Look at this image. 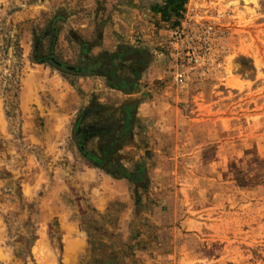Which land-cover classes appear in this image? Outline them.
<instances>
[{"label":"rangeland","instance_id":"1","mask_svg":"<svg viewBox=\"0 0 264 264\" xmlns=\"http://www.w3.org/2000/svg\"><path fill=\"white\" fill-rule=\"evenodd\" d=\"M188 4L191 36L214 29L201 65L179 55L181 25L134 2L0 0V264H63V209L87 264H264V0ZM132 24L141 40L103 43ZM107 174L130 199L118 188L102 213L90 195Z\"/></svg>","mask_w":264,"mask_h":264},{"label":"crops","instance_id":"2","mask_svg":"<svg viewBox=\"0 0 264 264\" xmlns=\"http://www.w3.org/2000/svg\"><path fill=\"white\" fill-rule=\"evenodd\" d=\"M159 2L160 0H134V4H138V7L141 8V10H139V8H137V15H140V17L147 19V12H144L143 9L151 7L152 3L154 2ZM187 4V7L188 8ZM113 15L114 14H118L119 10H113ZM149 14H151V16L156 17L157 19V24H161V20L160 17L158 15H154L153 13L148 12ZM116 19V16H113V20ZM146 23V22H145ZM147 25V24H146ZM165 25V24H163ZM166 26V25H165ZM112 26H109V29L106 28L105 29V33H104V40L103 43L105 45L110 44V46H114V43H117V46L119 47V44H124V42H132L133 43V37H135L137 40H141L142 37L139 35V28H137V26L135 27L134 24H132V26L130 28L127 29V31H123L120 34H110V30H111ZM143 36V35H142ZM91 42V41H89ZM98 48V46H96ZM115 54V53H112ZM123 58V66L125 64L129 65L131 64L134 60L133 58H127L124 57L123 55H121ZM105 65H106V61ZM105 65H102L101 67H99V71L101 69L105 70ZM126 69V68H125ZM98 72V71H96ZM107 77V75H106ZM124 80V78H123ZM111 85V83H110ZM116 87V86H114ZM122 87L119 85V88ZM118 88V87H116ZM101 117V115H99ZM95 118H97V116H94ZM93 117V118H94ZM97 118L96 120L93 119V121H91V123L95 122V128H103V124H102V119ZM89 118V117H88ZM86 118V119H88ZM103 118V117H101ZM91 119V118H90ZM115 119V118H114ZM85 120V118H84ZM89 120V119H88ZM86 121V120H85ZM117 121V120H116ZM97 123V124H96ZM92 127V126H89ZM116 131H115V135L118 134H122V131L118 128L120 127H115ZM120 130V131H119ZM100 133L95 134L94 139H91L88 141L89 145H92V142L96 141V144L99 145L100 147L102 146V144L100 145L99 143H103L105 146L108 144L105 142L107 140H105L104 138L101 139V137H103L102 135H105L106 133L99 131ZM99 135V136H97ZM105 140V141H104ZM95 145V144H94ZM93 145V146H94ZM102 148V147H101ZM131 163H133V161L131 160ZM94 170H87V173L93 174ZM102 178V177H101ZM101 186H98V188H95V190H91V197H93L92 201L94 204V207L99 211L104 213L105 210L108 207L109 201L113 200V198H115L118 193L115 191L118 188H125L123 192V198H120V200H124V201H128L130 199V194L128 193V189L130 190V181L128 179H123V178H114L113 176L107 174L105 176H103V178L101 179ZM98 185V184H97ZM128 185V186H127ZM90 189V188H89ZM111 202V201H110ZM59 220V225L62 231V243H63V264H87L88 261V256H86L87 254H89V250H90V246L89 243L87 241V237L85 236V234L83 233V231L81 230L79 224L75 221H72L68 219L67 217V210H62V213L59 214L58 217ZM86 256V259L84 258Z\"/></svg>","mask_w":264,"mask_h":264},{"label":"trees","instance_id":"3","mask_svg":"<svg viewBox=\"0 0 264 264\" xmlns=\"http://www.w3.org/2000/svg\"><path fill=\"white\" fill-rule=\"evenodd\" d=\"M190 0H160L159 2L152 3L149 11L154 15H158L163 24H171L174 27L181 25V21L184 18L187 4ZM134 0H97L99 9L104 8L107 11L117 10L120 7L132 6ZM8 43L10 40L7 41ZM20 86L16 88V99H18V93ZM18 101L16 107L18 108Z\"/></svg>","mask_w":264,"mask_h":264},{"label":"built area","instance_id":"4","mask_svg":"<svg viewBox=\"0 0 264 264\" xmlns=\"http://www.w3.org/2000/svg\"><path fill=\"white\" fill-rule=\"evenodd\" d=\"M189 25L190 24L187 23V21L185 23L182 22V25L180 27L174 29L172 38L174 39V42L178 46V48L179 45H181L182 47L185 45L184 41H188L187 47L184 49V53H179V55H184V62L189 65L204 64L209 51L206 45H208L213 36V26L209 25L199 35L191 36L187 30ZM194 38H197L199 41L203 42V45H205V47H202L199 52H197L196 48L194 47V43H190V41H192ZM182 65L186 67L184 63H182ZM184 76L185 74L181 71L176 75V81L183 83Z\"/></svg>","mask_w":264,"mask_h":264},{"label":"flooded vegetation","instance_id":"5","mask_svg":"<svg viewBox=\"0 0 264 264\" xmlns=\"http://www.w3.org/2000/svg\"><path fill=\"white\" fill-rule=\"evenodd\" d=\"M53 31H55V30H53ZM56 32V31H55ZM55 32H51V34L53 35V37H54V34H55ZM51 34H47L46 33V35L42 38V42L44 41V40H46V39H48L49 38V35H51ZM53 37H52V39H51V41H50V51H51V49L54 47V43L55 42H53ZM41 45H42V43H41ZM36 49H37V51L38 52H40L41 53V46H40V48L38 47V45H37V47H36ZM53 52H50V56L47 58V59H44L43 61H56V59L53 57ZM57 62V61H56ZM92 62V61H91ZM91 62H90V60L88 61V65H90L91 64ZM109 74L108 75H111V73L110 72H108ZM115 75V74H114ZM95 130V129H94ZM96 131L98 132V131H101V130H99V129H96ZM96 132V133H97ZM81 135H82V133H81ZM85 135V134H84ZM91 157H93V156H91ZM94 161V160H93ZM95 162V161H94Z\"/></svg>","mask_w":264,"mask_h":264},{"label":"water","instance_id":"6","mask_svg":"<svg viewBox=\"0 0 264 264\" xmlns=\"http://www.w3.org/2000/svg\"><path fill=\"white\" fill-rule=\"evenodd\" d=\"M55 63H56V65L58 67H64V68H67L70 71H74V72H78V73L85 71L83 68H75V67L66 66V65H63V64H61L59 62H56V61H55Z\"/></svg>","mask_w":264,"mask_h":264}]
</instances>
